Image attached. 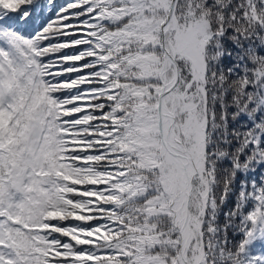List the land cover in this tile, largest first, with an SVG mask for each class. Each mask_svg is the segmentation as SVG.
<instances>
[{"label":"snow or ice","instance_id":"snow-or-ice-1","mask_svg":"<svg viewBox=\"0 0 264 264\" xmlns=\"http://www.w3.org/2000/svg\"><path fill=\"white\" fill-rule=\"evenodd\" d=\"M0 264H264V0H0Z\"/></svg>","mask_w":264,"mask_h":264}]
</instances>
